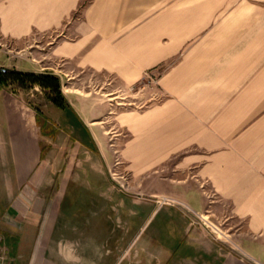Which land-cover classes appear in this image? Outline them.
<instances>
[{
  "label": "crops",
  "instance_id": "0c3cea01",
  "mask_svg": "<svg viewBox=\"0 0 264 264\" xmlns=\"http://www.w3.org/2000/svg\"><path fill=\"white\" fill-rule=\"evenodd\" d=\"M198 1L93 0L69 20L80 0H0V65L74 91L59 108L0 74V262L264 264V0ZM163 65L166 101L120 116L135 134L123 158L149 201L69 193L90 182L47 193L42 155L59 153V124L96 139L77 76L128 84Z\"/></svg>",
  "mask_w": 264,
  "mask_h": 264
},
{
  "label": "rangeland",
  "instance_id": "374dc122",
  "mask_svg": "<svg viewBox=\"0 0 264 264\" xmlns=\"http://www.w3.org/2000/svg\"><path fill=\"white\" fill-rule=\"evenodd\" d=\"M92 1L80 0L69 20L83 18ZM197 2L199 1L197 0ZM22 58L26 57L23 55ZM33 60L40 63L42 59L33 58ZM63 63L64 60L59 59V72L62 70ZM168 69L167 65L152 68L147 70L137 81L128 84H122L114 75L111 78L108 76L93 77L87 73L77 76V80H80L83 83L82 87L86 89L79 90V92L75 91L74 100L76 103L77 101L90 100L100 116L96 118L97 122L92 125L96 139L93 140L89 134L84 136L82 131H79L78 137H71V133L64 127L65 124H59V148H57L59 153H51L50 148H45L42 155V160H46L49 168L51 166L48 171V178L54 179L56 183L55 186L48 187L47 193H63L67 187L59 186L61 182L76 181L80 184L90 182L92 185L88 188L69 187V193L133 195L145 202L149 201L153 196L150 188L148 189L141 179H136L134 172L128 168L127 162L123 158V149L135 134L130 127L123 123L120 116L123 112L128 114L138 111L147 112L153 106L166 101L168 92L164 89L162 81ZM9 72L10 69L8 68L7 73ZM59 77L61 78L60 75ZM61 81L65 99L59 108L67 109L70 104L68 94L74 91H67V86H64L65 83L62 78ZM15 85L16 88L23 90L32 88L33 93L36 94L37 92L43 98L49 95L51 98L50 91L38 83L27 88L16 82ZM9 157L12 158L13 156ZM10 162L14 165L13 159H10ZM8 173L13 174L14 172ZM33 178L35 177L32 176ZM16 189L20 193L22 188L17 187ZM3 190L0 188L1 209H5ZM212 227L209 228L212 229L211 232L217 240L230 242V236H226L224 233L220 234L219 231L213 229L215 227Z\"/></svg>",
  "mask_w": 264,
  "mask_h": 264
},
{
  "label": "trees",
  "instance_id": "16d2710c",
  "mask_svg": "<svg viewBox=\"0 0 264 264\" xmlns=\"http://www.w3.org/2000/svg\"><path fill=\"white\" fill-rule=\"evenodd\" d=\"M4 79L6 81H14L24 88L38 83L50 91L53 101L59 103V105H63L62 102L65 97L62 91V81L54 73L11 71L4 75Z\"/></svg>",
  "mask_w": 264,
  "mask_h": 264
},
{
  "label": "built area",
  "instance_id": "2783aa9c",
  "mask_svg": "<svg viewBox=\"0 0 264 264\" xmlns=\"http://www.w3.org/2000/svg\"><path fill=\"white\" fill-rule=\"evenodd\" d=\"M8 72V68H6V67H3V66H0V73H3V74H5V73H7ZM213 228V227H212ZM214 229V228H213ZM0 264H5V263H0Z\"/></svg>",
  "mask_w": 264,
  "mask_h": 264
}]
</instances>
